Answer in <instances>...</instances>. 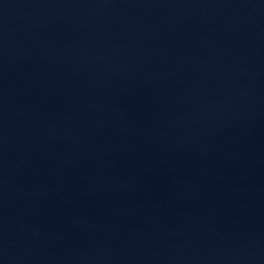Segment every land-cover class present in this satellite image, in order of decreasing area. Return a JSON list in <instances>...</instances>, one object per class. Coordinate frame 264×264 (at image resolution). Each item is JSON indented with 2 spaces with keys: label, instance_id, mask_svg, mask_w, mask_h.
Returning <instances> with one entry per match:
<instances>
[{
  "label": "water",
  "instance_id": "95a60500",
  "mask_svg": "<svg viewBox=\"0 0 264 264\" xmlns=\"http://www.w3.org/2000/svg\"><path fill=\"white\" fill-rule=\"evenodd\" d=\"M0 264H264V0H0Z\"/></svg>",
  "mask_w": 264,
  "mask_h": 264
}]
</instances>
